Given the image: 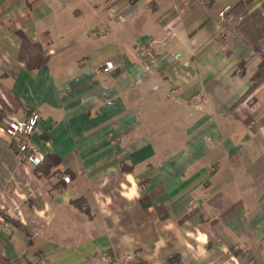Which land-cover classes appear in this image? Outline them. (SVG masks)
Returning a JSON list of instances; mask_svg holds the SVG:
<instances>
[{
	"label": "crops",
	"instance_id": "1",
	"mask_svg": "<svg viewBox=\"0 0 264 264\" xmlns=\"http://www.w3.org/2000/svg\"><path fill=\"white\" fill-rule=\"evenodd\" d=\"M239 3L264 21V0H0V126L40 116L37 166L0 131L8 264H264V32L218 16Z\"/></svg>",
	"mask_w": 264,
	"mask_h": 264
},
{
	"label": "built area",
	"instance_id": "2",
	"mask_svg": "<svg viewBox=\"0 0 264 264\" xmlns=\"http://www.w3.org/2000/svg\"><path fill=\"white\" fill-rule=\"evenodd\" d=\"M230 11L231 7L225 6L218 14L219 18L225 21H229V18L231 20V17H228ZM230 23L233 24L234 22ZM154 45V41H149L139 46L138 54L140 60L143 62V68L145 70H149V63L153 61L155 57ZM111 69H113L112 63L107 62L103 68V71H108ZM193 99L196 100L197 103L200 102V94H197ZM39 120V114L32 112L30 116L25 119H11L0 126V131H2L10 140L15 141L14 149L19 158L34 166H37L41 163V158L35 154L33 149L29 148L28 139L29 136L34 132ZM63 180L65 182H69V177L66 176L63 178ZM191 204L193 203L191 202ZM133 258L134 255L132 253H128L123 255L120 260L123 262H129L133 260ZM100 261L105 264H110L113 262V258H111L109 255H106L100 258ZM248 264L252 263L249 262Z\"/></svg>",
	"mask_w": 264,
	"mask_h": 264
},
{
	"label": "trees",
	"instance_id": "3",
	"mask_svg": "<svg viewBox=\"0 0 264 264\" xmlns=\"http://www.w3.org/2000/svg\"><path fill=\"white\" fill-rule=\"evenodd\" d=\"M264 9V6H263ZM237 21L233 28V33L246 39L256 50L257 43L264 32V21L260 10L247 14L242 4H237L228 14ZM24 39V38H23ZM39 48V46L37 47ZM28 69H33L32 66L26 65ZM264 80V61L258 67L257 72L252 78V86L247 93L251 92L255 87ZM0 264H8V262L0 255Z\"/></svg>",
	"mask_w": 264,
	"mask_h": 264
},
{
	"label": "rangeland",
	"instance_id": "4",
	"mask_svg": "<svg viewBox=\"0 0 264 264\" xmlns=\"http://www.w3.org/2000/svg\"><path fill=\"white\" fill-rule=\"evenodd\" d=\"M48 19H49V22H48L49 26H69L71 24L70 16L67 18V22L64 24V16H63V14H59V12H55L53 14V16H50ZM228 20L229 21L225 22V25L227 27L229 26V29H231V28L233 29L236 26V23L238 20L236 21L232 17H231V20H230V18ZM230 22H234V23L231 24Z\"/></svg>",
	"mask_w": 264,
	"mask_h": 264
}]
</instances>
